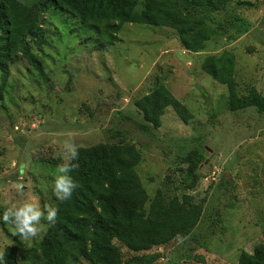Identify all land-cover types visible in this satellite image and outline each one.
<instances>
[{"label":"rangeland","instance_id":"374dc122","mask_svg":"<svg viewBox=\"0 0 264 264\" xmlns=\"http://www.w3.org/2000/svg\"><path fill=\"white\" fill-rule=\"evenodd\" d=\"M191 15L216 29L195 53L182 47L175 30L141 23L123 24L114 44L100 49L94 31L47 9L44 43H32L45 79L24 59L9 66L4 83L0 76V255L12 245L25 253L42 238L66 191L75 147L119 140L140 153L136 172L146 207L157 189L202 205L191 234L147 251L161 252L154 264H239L240 252L262 242L264 113L231 111L226 86L201 62L232 52L238 95L254 87L264 96V0H227L219 10ZM158 84L193 116L184 123L167 107L160 127L148 134L138 127L143 119L134 101ZM194 147L204 158L189 187L182 157ZM114 243L124 259L133 254ZM76 264L91 263L81 258Z\"/></svg>","mask_w":264,"mask_h":264},{"label":"trees","instance_id":"16d2710c","mask_svg":"<svg viewBox=\"0 0 264 264\" xmlns=\"http://www.w3.org/2000/svg\"><path fill=\"white\" fill-rule=\"evenodd\" d=\"M227 0H0V76L4 83L9 66L24 59L45 79L41 61L32 43H44V13L52 6L76 18L95 32L106 48L117 40L125 23L163 26L175 30L182 47L199 52L216 32L193 9L219 10ZM139 4L141 7L138 9ZM235 56L230 51L206 55L201 69L227 88L231 111L254 107L264 113V96L251 87L240 96L234 80ZM134 105L142 115L139 129L148 134L161 125L167 107L184 122L192 118L189 110L162 84L137 98ZM201 147L188 151L182 161L197 181V168L203 161ZM140 153L126 140L97 142L75 147L66 165L68 184L56 204L49 225L36 246L22 252L7 246L0 264H76L84 259L91 264H154L161 252H147L175 238L191 234L202 216L201 203L190 195L165 197L160 189L146 207L147 193L136 172ZM119 244L133 254L123 258ZM239 264H264V233L251 253L240 252ZM190 264H205L202 260Z\"/></svg>","mask_w":264,"mask_h":264},{"label":"water","instance_id":"95a60500","mask_svg":"<svg viewBox=\"0 0 264 264\" xmlns=\"http://www.w3.org/2000/svg\"><path fill=\"white\" fill-rule=\"evenodd\" d=\"M7 144H9L8 142H6Z\"/></svg>","mask_w":264,"mask_h":264}]
</instances>
